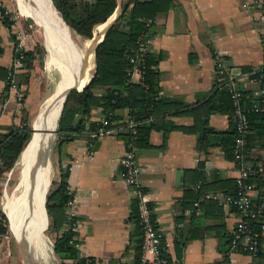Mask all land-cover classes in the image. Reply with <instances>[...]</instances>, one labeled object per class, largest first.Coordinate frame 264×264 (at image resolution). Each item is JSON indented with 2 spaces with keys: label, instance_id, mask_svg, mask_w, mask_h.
Segmentation results:
<instances>
[{
  "label": "crops",
  "instance_id": "obj_1",
  "mask_svg": "<svg viewBox=\"0 0 264 264\" xmlns=\"http://www.w3.org/2000/svg\"><path fill=\"white\" fill-rule=\"evenodd\" d=\"M119 2L117 0L114 14L104 24L96 26L100 36L110 21L119 15ZM260 2V12L264 16V0ZM240 4L241 0H172L166 12L150 20L147 52L158 57L155 68L160 96L180 98L192 107L197 101L207 98L214 83L223 80L215 75L211 57L213 49L222 52L227 67L224 75L228 80L234 78L239 82L237 88L255 89V83L245 79L239 67L256 69L264 66V50L260 43V38L264 37V19H258V11L244 9ZM36 22L55 38L52 32ZM19 23L14 21L9 31L0 21V66L10 70L13 62V39L10 34L17 43L21 41L23 50L35 46L23 39L24 30L19 28ZM44 36L49 43V36L45 33ZM51 64L52 61L46 58L47 67L56 70V62L55 66ZM47 72L43 57H35L30 69L21 67L12 73L14 88L9 86L0 100V127L17 125L24 111L28 115L32 112L35 103L42 98L48 81H51ZM136 79L134 75L132 80ZM61 82L60 79V85ZM65 83L70 84L69 77ZM60 85L54 89V95L60 92ZM66 85L65 88L69 89ZM3 89L4 82L0 80V94ZM16 90L22 92L19 102L15 101ZM53 92L46 95L45 102ZM113 113L117 116L112 121L115 130L96 138L90 153L86 138L90 129L85 135L55 147L47 188L51 181H58L60 173L66 172L64 181L73 200L72 210L77 223L74 240L79 256L91 258L92 264H136V237L131 234V212L135 200L131 188L120 178L118 166L127 139L122 126L126 120V109H116ZM101 116L102 109L94 108L87 120L93 123ZM168 120L176 128L165 135L159 130L150 131L146 142L139 144L135 151L150 217L170 260L167 264H217L224 260L225 253L219 249V240L215 235L222 232L231 235L236 213L230 206L222 204L218 209L203 205L201 211L191 213V206L187 204L197 191L202 194L221 193L217 188L219 183L224 179H234L237 176L236 166L223 157L220 146L216 144L219 136L211 135L212 144L204 150L197 148V135L183 132L192 124V117L184 114ZM208 124L216 131L230 127L228 116L220 113L210 114ZM247 155L254 159V164L262 163L264 146L255 140ZM23 170L22 167L16 169L14 186ZM202 194L200 201H215L203 198ZM43 198L38 200L34 219L42 209ZM42 214L45 220L44 210ZM262 226L260 253L255 259L230 251L226 254V264H250L252 260L256 264H264V224ZM34 227L39 232L36 220ZM61 227L62 230L63 222ZM13 255L10 244L0 239V264H18ZM64 263L73 264L74 261L66 260Z\"/></svg>",
  "mask_w": 264,
  "mask_h": 264
},
{
  "label": "trees",
  "instance_id": "obj_2",
  "mask_svg": "<svg viewBox=\"0 0 264 264\" xmlns=\"http://www.w3.org/2000/svg\"><path fill=\"white\" fill-rule=\"evenodd\" d=\"M48 2H51L50 4L69 31L85 41L92 39L96 26L104 24L117 9V0H48ZM171 2L172 0H120L119 15L107 27L101 41L93 49L92 73L81 90L71 89L65 97L56 123L55 146L74 137L85 135L86 131L93 126V123L88 122L87 119L90 111L94 108L111 111L112 121L117 117L113 115L114 110L126 109V119L135 124V147L146 142L147 135L152 130H159L165 135L167 131L176 128L168 118L186 114L192 117V124L188 128H184L183 132L197 135V148L204 150L212 144L211 135L219 136L216 144L220 146L223 157L233 162L232 149L236 133L231 120L232 102L228 87L230 83L239 86V82H236L234 78L228 80L227 76L215 73L217 78L223 80L216 81L208 97L197 101L192 107L191 104L185 103L180 98L164 97L158 94V72L155 68L157 56L146 52L142 56V61H138L135 57V39L142 29V24L145 20H153L158 14L166 12ZM10 16L11 13L5 11L4 6L0 4V21L9 31L14 23ZM10 36L13 39V59L21 55L23 69H30L35 57L42 59L44 54L42 47L38 49L35 44L32 49L18 50L13 34ZM130 58L133 60L130 61ZM134 66L142 70L141 79L138 81L131 80V70ZM239 71L245 79L254 80L256 90L262 89L263 91L262 94L253 95L255 89L238 87L242 107L251 109L253 104L257 106L263 104L264 106V66L256 69L240 66ZM9 72H11L9 68L0 66V80L4 82L0 100L12 83V74L8 76ZM26 78L27 75L25 80ZM213 113L227 115L230 127L224 131H216L210 127L208 117ZM246 118L248 130L244 143L243 161L251 168H255L254 159L247 154L255 140L259 141L260 146H264V111L248 110ZM30 134V124L26 122L25 118H20L17 125L11 124L0 127V179L3 173L16 162L29 140ZM124 135L127 138L128 134L124 133ZM258 165L264 168V160ZM65 176L66 172H62L58 181L50 182V187L45 193L44 208L42 205L48 220L47 230L53 233L52 252L61 264H65L64 261L66 260L74 261L73 264H92L91 258L78 255L73 243L69 242L70 233L68 231H64L59 236L62 228L61 223L64 221V205L68 199V195L65 193ZM248 181L255 184L258 189L263 185L258 174L249 176ZM219 184L217 188L222 194L228 196L235 194V179H224ZM201 194L197 191L189 200L187 205L188 207L191 206V213L201 211L203 205L204 207L220 208V204L216 201H200ZM194 202L198 204L197 209L192 205ZM254 202L264 205V197L261 196L260 192ZM132 211L133 228L131 234L136 237L135 262L139 264L142 231L136 215L135 202ZM0 215L2 218L0 234L3 235L6 232L7 219L5 220L6 217L1 211ZM263 224L264 217L258 222L250 223L251 228L259 234L256 256L260 253ZM215 236L219 240V249L225 253L224 260H222L225 262L226 254L231 251L229 247L231 235L222 232ZM161 256L169 259L165 252H162ZM86 259L90 261L87 263Z\"/></svg>",
  "mask_w": 264,
  "mask_h": 264
},
{
  "label": "built area",
  "instance_id": "obj_3",
  "mask_svg": "<svg viewBox=\"0 0 264 264\" xmlns=\"http://www.w3.org/2000/svg\"><path fill=\"white\" fill-rule=\"evenodd\" d=\"M240 6L244 9H254L258 11V19H264L263 13L260 12L262 9L260 0H241ZM150 22V20L144 21L142 24V29L135 39L136 47L134 54L138 61H142V56L148 50V42L146 37ZM260 43L264 49V37L260 38ZM16 49H23L21 41L16 44ZM211 57L215 73L218 75H224V73L227 72V67L222 52H220V50L213 49L211 51ZM21 58L22 56L19 55L17 58L13 59L11 64V72L8 73V76L21 69ZM129 60L132 61L133 59L130 58ZM134 75L137 77V79L134 81L141 79L142 70L137 66H134L131 70V80ZM253 81V79H249V82ZM10 87L14 88V84L11 83ZM228 88L232 102L231 120L236 133L232 149V160L237 170V176L234 178L236 190L233 196L216 192L211 194L204 193L202 197L205 199L215 200L219 204L227 205L234 209L237 218L231 231V237L229 240L230 250L233 252L246 254L251 259H255L258 248L259 234L251 228L250 223L258 222L264 217V205L256 204L254 202L259 192L261 193V196L264 197V168L258 164H255V168H251L248 164H246L243 161V150L245 137L248 130L246 113L248 110L264 111V106L263 104L261 106L253 104L251 109H245L241 105V94L236 85L234 83H230ZM262 92V89L254 90L253 95H259L262 94ZM22 97L21 90H16L15 101H21ZM111 116V111L103 110L102 116L93 122L92 128L86 135L89 153L96 138L110 134L115 130L116 126H112ZM122 126L128 136L124 145L123 153L118 159V166L120 168L119 175L123 182L132 190L136 205V215L138 223L141 226V253L139 257V264H167L170 260L161 256V253L165 252L164 244H162L160 241L157 229L150 217V209L143 191L142 182L139 177L140 166L137 163L135 154V124L134 122L126 119L124 122H122ZM10 172L11 171L9 169L7 175ZM256 174H258L259 178L263 181V185L259 189L256 188L255 184L248 181L249 176ZM65 193L68 195V199L64 205V228L60 230L59 236H61L64 231H68L70 233L69 242H72L73 246L76 247L74 235L77 223L74 219V212L72 210L73 200L70 195V189L67 186H65ZM192 205L195 209H197V202H194ZM0 225H2L1 215ZM0 237H3V235L0 234ZM89 261V259H86L87 263ZM217 264H226V262L220 261ZM250 264L256 263L252 260Z\"/></svg>",
  "mask_w": 264,
  "mask_h": 264
},
{
  "label": "bare ground",
  "instance_id": "obj_4",
  "mask_svg": "<svg viewBox=\"0 0 264 264\" xmlns=\"http://www.w3.org/2000/svg\"><path fill=\"white\" fill-rule=\"evenodd\" d=\"M32 1L35 4V9L29 5L21 7L35 22H40L42 26L54 34L55 38L52 34H49V37L55 42V44L53 43L55 49L54 60L61 76L66 77V82L69 77L70 84L66 85L64 83L60 88L61 90L59 89L60 92L48 98L42 107L36 128L32 134V139L36 146V156L28 169L21 174V178L15 188V194L19 190L22 194L10 218L9 231L12 237L22 246L26 264H48L40 249V233L34 227L30 218V209L33 202L44 197V191L48 185L49 156L53 143V123L60 106L61 95L67 90L65 85L68 88L81 89L85 84L86 69L94 47L88 48L83 45L84 50L79 48L69 29L48 0Z\"/></svg>",
  "mask_w": 264,
  "mask_h": 264
},
{
  "label": "rangeland",
  "instance_id": "obj_5",
  "mask_svg": "<svg viewBox=\"0 0 264 264\" xmlns=\"http://www.w3.org/2000/svg\"><path fill=\"white\" fill-rule=\"evenodd\" d=\"M2 1H4L5 3L3 4ZM2 1L0 0V2L3 4L4 7L6 5V7H7L6 10L11 13V18L16 22L20 21L19 24H21V25L19 28H22L24 30V31H22L23 39L25 41H28L31 44H36L37 45L36 48H38V49L40 47L43 48V51H44L43 61H44V65L46 66V68L48 70L47 73L49 74V78L51 80V81H48V83L45 87V90L42 94V98H40L35 103V106H33L32 112L29 115L27 112L22 114L21 118H25L26 122L28 124H30V126L32 125L33 131L30 134V138L28 140V143L25 145L23 151L21 152L20 159L19 160L17 159L16 163L12 166L11 172L7 175V173H8V170H7L5 173H3V175L0 179V211H1V207H2V211L5 215L4 217H6L5 220L7 219V221H6V232H5V234H3V237H0V239L3 240V242H7L8 244H10L11 249L14 252L13 256H15L14 257L15 261L18 260L17 261L18 264H25L22 246L12 237V235L10 234V231H9L10 218L12 217L13 210L15 209L17 203L20 201L21 194H22L20 190L17 192V194L14 193L15 188H16V186H17V184L21 178V176H20L17 184L14 186V180L16 178V169L22 167V168H24L23 172H25V170H27L28 167L32 164L33 159L36 156V153H35L36 146H35L34 141L32 139V134L36 128V124L38 122V118H39V115L41 113L42 106L46 100L45 98L51 94L57 80L61 79V81H62L61 85H60V80H58L59 83L55 87V88H57L60 85V87H59V89H60L62 87V85L65 83L66 77L64 78L63 75L61 76L58 67L56 68V70L47 67L46 58H49L52 61L51 65L55 66V62H53L54 61L53 60L54 59V51H55L53 41H51V39L48 37L49 34H47L44 30H42V28L36 22H34V20L21 7L23 5L24 6L29 5L30 7L35 9L36 7H35L34 2L32 0H2ZM19 2H20V4H19ZM43 31H44L46 36L48 35L47 37H48L49 43L51 45L48 43L47 39L45 38ZM96 32H97V30L95 28L94 33H93L94 38L91 40H86V41L83 38L74 35L72 32H70V33L73 36V38L76 40L77 44L79 45V48L84 50L83 45L88 47V48L94 47L96 45V43L100 37L99 32H97V33ZM86 53H87V51H86ZM92 58H93V53H92V56L89 60L88 65H87L86 79H85L86 81L89 78V76L93 70ZM59 74L61 77L59 76ZM55 145H56V141H55V136H54L53 143L51 145L50 156H49L48 183L50 180L49 172H50V166L52 164L54 149L56 147ZM9 199H12L11 203L9 202ZM43 199L45 202V196ZM38 203H39V201L35 202L33 209L31 211V214H30V218L32 219V222L34 224H35V220H36V223L39 226V228L38 227L37 228L39 229V232H40L39 238H40V249L42 251V255L48 264H61L60 260L51 251V248H52L51 238L53 237V233L51 231L47 230V224H48L47 216H46V222L44 223L45 220H44L43 214H42V212L44 210L43 208L37 212L36 217L34 219V212H35V209L37 208ZM2 211H1V213H2ZM45 215H46V213H45ZM7 223H8V230H7ZM45 224H46V227H45ZM16 246H17V248H16Z\"/></svg>",
  "mask_w": 264,
  "mask_h": 264
},
{
  "label": "water",
  "instance_id": "obj_6",
  "mask_svg": "<svg viewBox=\"0 0 264 264\" xmlns=\"http://www.w3.org/2000/svg\"><path fill=\"white\" fill-rule=\"evenodd\" d=\"M50 1V0H49ZM51 3V2H50ZM62 20V19H61ZM115 20V17L110 21V23L107 25V27L113 22ZM107 27H106V29H107ZM105 29V30H106ZM105 32V31H104ZM103 35H104V33L99 37V39H98V41H97V43H96V45L101 41V39H102V37H103ZM92 38V37H91ZM95 45V46H96ZM95 46H94V48H95ZM93 48V49H94ZM92 53H93V51H92ZM59 76H60V74H59ZM61 77V76H60ZM58 80H60V79H58ZM57 80V82H56V84H55V86H54V89H55V87L58 85V83H59V81ZM84 86V85H83ZM83 86H82V88H83ZM81 88V89H82ZM54 89H53V91H54ZM71 89H75V88H69V89H67L64 93H63V95H62V97H61V102H60V106H59V109H58V112H57V114H56V118H55V120H54V123H53V126H54V128H53V130H52V134H53V138H54V136H55V134H56V123H57V120H58V117H59V114H60V111H61V108H62V105H63V103H64V100H65V97H66V95H67V93H68V91L69 90H71ZM81 89H75V90H81ZM52 91V92H53ZM55 93V91L53 92V94ZM52 94V95H53ZM30 131L32 132L33 131V128H32V125L30 126ZM27 143H28V141H27ZM26 143V144H27ZM25 144V145H26ZM21 153V152H20ZM46 189H47V187H46ZM46 189H45V191H44V196H45V193H46ZM43 208H44V199H43ZM3 213V212H2ZM44 214H45V210H44ZM45 220H46V215H45ZM45 227H46V224H45ZM51 251H52V248H51Z\"/></svg>",
  "mask_w": 264,
  "mask_h": 264
}]
</instances>
